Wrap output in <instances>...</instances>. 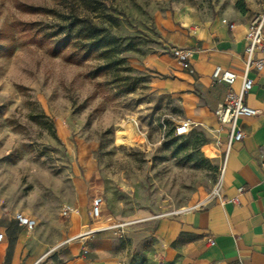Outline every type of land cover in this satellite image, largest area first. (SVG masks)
<instances>
[{
    "label": "rangeland",
    "instance_id": "obj_1",
    "mask_svg": "<svg viewBox=\"0 0 264 264\" xmlns=\"http://www.w3.org/2000/svg\"><path fill=\"white\" fill-rule=\"evenodd\" d=\"M100 1L118 19L117 27L105 25L108 33L133 47L117 56L119 75L92 78L96 61L51 56L21 32L20 23L61 24L28 9H59L68 0H0V219L10 224L24 213L35 220L23 235L29 254L44 253L37 264H66L58 257L71 251L80 259L74 264H195L181 257L163 262L152 222L216 197L222 143L200 124L181 138L172 135L186 119L183 99L164 86L156 57H172L164 32L173 5L254 19L264 0ZM127 76L137 87L119 93ZM95 198L102 199L96 221ZM63 206L73 209L67 217ZM73 216L88 223L77 235L70 234ZM122 223L120 232L106 228Z\"/></svg>",
    "mask_w": 264,
    "mask_h": 264
},
{
    "label": "crops",
    "instance_id": "obj_2",
    "mask_svg": "<svg viewBox=\"0 0 264 264\" xmlns=\"http://www.w3.org/2000/svg\"><path fill=\"white\" fill-rule=\"evenodd\" d=\"M252 20L248 14H208L188 4H175L171 9V20L164 32L166 45L171 50H190L193 55L188 69H182L167 54L156 57L155 68L163 76L164 86L183 99L185 120L216 133L222 143L224 168L217 195L208 204L152 222L163 262L181 257L195 264H264V174L260 167L264 158V71L251 70L248 74L254 83L245 102L259 114L238 122L243 139L232 143L227 153V131L217 132L219 125L213 112L224 102L230 88L211 80L214 69L220 67L238 76L233 89L238 88L244 67L245 35ZM240 188L242 193L238 192ZM14 215L10 224L0 219V233L4 235L0 264H36L44 253L36 258L29 254L31 245L23 235L26 231ZM87 226L86 219L73 216L70 234L77 235ZM61 258L66 264L80 260L74 251L58 257Z\"/></svg>",
    "mask_w": 264,
    "mask_h": 264
},
{
    "label": "trees",
    "instance_id": "obj_3",
    "mask_svg": "<svg viewBox=\"0 0 264 264\" xmlns=\"http://www.w3.org/2000/svg\"><path fill=\"white\" fill-rule=\"evenodd\" d=\"M237 8H239L237 6ZM109 9L100 0H68V6L59 9L29 8L28 12L50 16L61 24L52 28H43L37 22L20 23L22 33H27L28 40L37 45L48 46L51 56L63 55L65 60L74 64H83L90 60L98 63L91 71L92 78L116 73L119 75V65L123 59H118L119 52L130 49L133 44L130 40L121 47L123 39L108 33L105 25L118 26L117 17L108 13ZM124 16L123 13L118 14ZM99 22V23H98ZM103 24V25H100ZM126 40V39H125ZM129 83L119 93L129 94L135 90V78L125 77ZM40 118H47L43 113ZM36 119V116H31ZM53 128V124L50 123ZM173 135V130H172ZM174 136V135H173ZM175 138H181L176 137ZM140 264H148L142 261Z\"/></svg>",
    "mask_w": 264,
    "mask_h": 264
},
{
    "label": "built area",
    "instance_id": "obj_4",
    "mask_svg": "<svg viewBox=\"0 0 264 264\" xmlns=\"http://www.w3.org/2000/svg\"><path fill=\"white\" fill-rule=\"evenodd\" d=\"M230 28H233V26L231 25ZM245 42L246 45L244 49L243 73L240 77V83L237 89H233V85L238 79V76L234 72L216 67L211 75L212 83L226 84L230 88L226 94L224 102L219 104L213 112V116L219 125L217 132L223 131L224 129L227 131V140L225 143L226 153L228 152L232 143L240 142L243 139V132L238 127V122L244 119L255 117L259 114L258 110L250 108L246 105L245 97L252 89L254 83L253 80L248 76L249 72L251 70H254L257 73L264 71V13L256 16L249 23L245 35ZM171 54L172 58L182 69L189 68L190 59L193 55L192 51L187 49L173 48L171 50ZM197 126L198 123L192 122L190 120H183L174 126L173 135L176 137L184 136ZM216 144L221 145L219 138L217 139ZM260 167L264 174V158L261 160ZM223 168L224 167L221 169V174L223 172ZM238 192L242 193L243 189H238ZM101 206V198L93 199L90 210V218L92 220L96 221L101 217ZM72 212L73 209L70 206H63L61 209V215L65 217L69 216ZM14 220L27 232L34 230L36 226L35 220L26 217L21 213H15ZM126 226L127 223H122L113 224L106 228L108 230L120 232ZM91 232L92 231H88V233ZM3 236V233H0V242L3 240Z\"/></svg>",
    "mask_w": 264,
    "mask_h": 264
},
{
    "label": "bare ground",
    "instance_id": "obj_5",
    "mask_svg": "<svg viewBox=\"0 0 264 264\" xmlns=\"http://www.w3.org/2000/svg\"><path fill=\"white\" fill-rule=\"evenodd\" d=\"M126 132H129V130H128V131H126Z\"/></svg>",
    "mask_w": 264,
    "mask_h": 264
}]
</instances>
